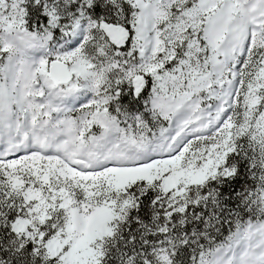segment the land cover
Returning a JSON list of instances; mask_svg holds the SVG:
<instances>
[{
  "label": "snow or ice",
  "instance_id": "obj_1",
  "mask_svg": "<svg viewBox=\"0 0 264 264\" xmlns=\"http://www.w3.org/2000/svg\"><path fill=\"white\" fill-rule=\"evenodd\" d=\"M0 264H264V0H0Z\"/></svg>",
  "mask_w": 264,
  "mask_h": 264
}]
</instances>
